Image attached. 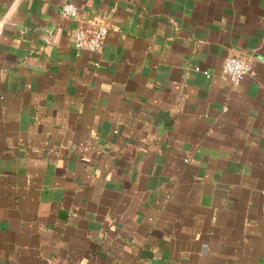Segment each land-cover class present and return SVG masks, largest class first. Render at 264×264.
Masks as SVG:
<instances>
[{
	"label": "crops",
	"instance_id": "0c3cea01",
	"mask_svg": "<svg viewBox=\"0 0 264 264\" xmlns=\"http://www.w3.org/2000/svg\"><path fill=\"white\" fill-rule=\"evenodd\" d=\"M0 20V264H264V0H0ZM97 20L105 47L77 50ZM230 57L254 74L235 85Z\"/></svg>",
	"mask_w": 264,
	"mask_h": 264
},
{
	"label": "built area",
	"instance_id": "2783aa9c",
	"mask_svg": "<svg viewBox=\"0 0 264 264\" xmlns=\"http://www.w3.org/2000/svg\"><path fill=\"white\" fill-rule=\"evenodd\" d=\"M63 18L71 19L78 16V8L73 3H65L60 9ZM4 23L0 20V37ZM109 29L101 20L83 24L73 30L74 47L79 51L98 53L106 45ZM222 74L239 85L244 76H252L253 68L249 60L240 57L227 58L223 64Z\"/></svg>",
	"mask_w": 264,
	"mask_h": 264
}]
</instances>
